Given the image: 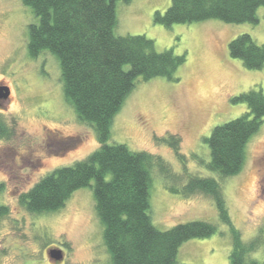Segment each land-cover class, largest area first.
<instances>
[{"label":"rangeland","instance_id":"1","mask_svg":"<svg viewBox=\"0 0 264 264\" xmlns=\"http://www.w3.org/2000/svg\"><path fill=\"white\" fill-rule=\"evenodd\" d=\"M172 0H131L116 3L117 35H146L158 51L186 55L176 78H138L116 114L110 143L150 153V215L167 230L179 223L206 220L218 225L209 237L191 238L179 248L177 264H230L232 236L220 220L215 202L205 194L185 197L169 185L184 184L189 174L213 176L222 185L234 225L251 240L264 223V122L246 146L241 171L226 179L209 170L204 141L212 129L248 111L233 101L250 89L264 92V66L248 69L230 54V42L250 34L264 43V6L258 23L208 19L164 26L155 20ZM38 18L21 0H0V85L10 94L0 102V119L14 131L0 138V202L9 211L0 217V264H112L92 187L75 191L55 211L33 213L21 195L49 172L87 158L99 146L96 131L82 122L66 100L56 55L29 54V27ZM179 136L183 161L164 140ZM196 153V156L194 154ZM160 163V164H159ZM165 164L171 175L160 169ZM221 179V180H220ZM53 249L62 260L50 256ZM251 258L264 261V247Z\"/></svg>","mask_w":264,"mask_h":264},{"label":"trees","instance_id":"2","mask_svg":"<svg viewBox=\"0 0 264 264\" xmlns=\"http://www.w3.org/2000/svg\"><path fill=\"white\" fill-rule=\"evenodd\" d=\"M21 1L38 18L29 27V54L56 55L66 100L78 118L94 128L100 143L87 158L46 174L21 195V202L33 213L52 212L62 208L75 191L90 186L112 264H177L179 248L185 241L212 236L218 225L193 220L167 230L156 227L150 215L154 157L109 141L113 120L137 79H174L186 55L171 49L158 51L155 41L146 35H117L116 3L131 0ZM261 6L264 0H172L165 12L156 11L155 20L167 27L208 19L258 23ZM229 48L246 68L264 66V43L258 44L250 34L234 38ZM233 101L246 103L248 111L215 126L204 138L210 160L201 157L202 164L221 179L241 171L247 143L264 122L261 89L242 92ZM13 131L0 119V138H9ZM164 140L183 161L187 160L181 152L179 136L172 134ZM164 165L160 166L163 174L171 175ZM186 180L184 184L169 185V189L185 197L201 193L213 199L221 222L229 227L232 236L230 264H264L250 256L264 247V223L251 240L243 239L232 221L221 182L199 174H189ZM8 211V206L0 202V217Z\"/></svg>","mask_w":264,"mask_h":264},{"label":"water","instance_id":"3","mask_svg":"<svg viewBox=\"0 0 264 264\" xmlns=\"http://www.w3.org/2000/svg\"><path fill=\"white\" fill-rule=\"evenodd\" d=\"M10 94V89L8 86H1L0 85V97H7ZM52 258H55L57 261L62 260L63 253L60 250L53 249L50 253Z\"/></svg>","mask_w":264,"mask_h":264},{"label":"flooded vegetation","instance_id":"4","mask_svg":"<svg viewBox=\"0 0 264 264\" xmlns=\"http://www.w3.org/2000/svg\"><path fill=\"white\" fill-rule=\"evenodd\" d=\"M1 101H4V98L0 97V102H1Z\"/></svg>","mask_w":264,"mask_h":264}]
</instances>
